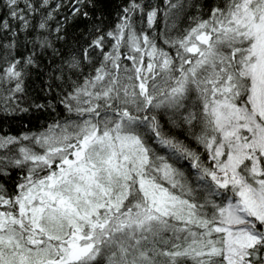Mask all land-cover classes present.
I'll use <instances>...</instances> for the list:
<instances>
[{"label":"snow or ice","instance_id":"6c2138e0","mask_svg":"<svg viewBox=\"0 0 264 264\" xmlns=\"http://www.w3.org/2000/svg\"><path fill=\"white\" fill-rule=\"evenodd\" d=\"M0 264H264V0H0Z\"/></svg>","mask_w":264,"mask_h":264},{"label":"trees","instance_id":"16d2710c","mask_svg":"<svg viewBox=\"0 0 264 264\" xmlns=\"http://www.w3.org/2000/svg\"><path fill=\"white\" fill-rule=\"evenodd\" d=\"M119 2L120 0H104V6H105L106 13L113 11L115 8V5L118 4ZM81 28H83V25H80L79 27H74L72 25H69L70 38L74 32L79 33ZM40 86H41V78L37 76H33L32 80L29 82L30 91H32L33 89L38 90ZM26 122H27V118H25V123ZM33 123L35 124L36 122L33 121ZM4 127L7 129H10L13 132V134H15V132L18 131L22 127V125L19 122H16L10 125H4Z\"/></svg>","mask_w":264,"mask_h":264}]
</instances>
